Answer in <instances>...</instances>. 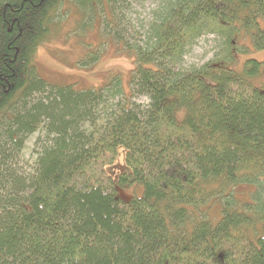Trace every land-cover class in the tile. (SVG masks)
Wrapping results in <instances>:
<instances>
[{"label": "trees", "instance_id": "trees-1", "mask_svg": "<svg viewBox=\"0 0 264 264\" xmlns=\"http://www.w3.org/2000/svg\"><path fill=\"white\" fill-rule=\"evenodd\" d=\"M64 1L0 0L1 165L45 139L33 174L6 171L0 264H264V60L242 59L264 50V0H161L144 41L115 33L135 53L127 96L119 79L76 90L38 74ZM209 34L225 55L183 69ZM132 185L144 194L121 198ZM241 185L254 186L246 201ZM217 198L219 218L193 217Z\"/></svg>", "mask_w": 264, "mask_h": 264}, {"label": "rangeland", "instance_id": "rangeland-1", "mask_svg": "<svg viewBox=\"0 0 264 264\" xmlns=\"http://www.w3.org/2000/svg\"><path fill=\"white\" fill-rule=\"evenodd\" d=\"M160 2L161 0H103L86 11L79 7L76 0H65L50 23L48 37L34 54L38 74L51 84L72 85L76 90L112 85L119 79L125 96L130 95L135 53L129 45L133 47L139 44L140 39H146V32ZM115 33L124 35L129 45H124ZM242 42L247 41L242 39ZM225 47L224 39L219 35L202 36L191 44L181 67L191 69L220 59L225 55ZM246 47L242 46V51H247ZM249 49V53L242 56L243 60H264V50H255L253 46ZM242 51L234 50L238 53ZM123 99L125 98L117 99L115 103H121ZM132 100L143 105L149 103L145 96ZM44 145V135L36 132L24 140L22 147L16 146L13 153L8 154L9 160H4V165L0 163V195L3 187L5 192L11 191L10 183L6 182L10 175L8 171L19 177L27 173L33 174L37 152ZM121 151L124 152L123 149ZM123 167L124 160L121 157L113 168V173L117 175ZM252 189L254 186L241 185L235 195L246 201ZM143 194V185L119 189L120 197L125 200ZM217 200L218 198L214 203L210 201L202 207L194 208L193 217L202 216L209 207L208 213L215 219L219 218L221 204Z\"/></svg>", "mask_w": 264, "mask_h": 264}, {"label": "bare ground", "instance_id": "bare-ground-1", "mask_svg": "<svg viewBox=\"0 0 264 264\" xmlns=\"http://www.w3.org/2000/svg\"><path fill=\"white\" fill-rule=\"evenodd\" d=\"M97 50V49H96ZM137 50V49H136ZM109 96V95H108ZM17 137V136H16Z\"/></svg>", "mask_w": 264, "mask_h": 264}]
</instances>
